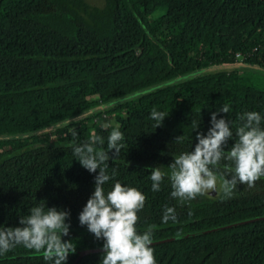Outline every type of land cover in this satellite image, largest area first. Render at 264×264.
Returning <instances> with one entry per match:
<instances>
[{"label":"trees","instance_id":"16d2710c","mask_svg":"<svg viewBox=\"0 0 264 264\" xmlns=\"http://www.w3.org/2000/svg\"><path fill=\"white\" fill-rule=\"evenodd\" d=\"M259 74L264 0H0V225L18 226L43 200L70 212L62 239H72L76 252L66 264L80 249L102 247L78 219L97 173L79 164L73 147L95 132L104 139L95 147L107 151L117 124L126 147L108 161L115 175L105 189L119 181L146 196L139 233L155 226L156 240L264 214V177L230 197L185 202L171 197L167 175L158 192L150 179L151 168L167 174L173 158L194 148L196 132L206 134L223 105L230 111L217 118L234 133L225 150L243 113H260L264 128ZM154 108L168 114L156 128ZM166 205L176 222H162ZM152 247L157 264H264V218ZM101 256L86 253L74 264H100ZM0 264L51 262L17 245Z\"/></svg>","mask_w":264,"mask_h":264},{"label":"clouds","instance_id":"9594fccd","mask_svg":"<svg viewBox=\"0 0 264 264\" xmlns=\"http://www.w3.org/2000/svg\"><path fill=\"white\" fill-rule=\"evenodd\" d=\"M229 111V106L223 105L219 111L211 113V127L207 133L196 132L194 148L173 158L168 165L169 173L158 166L150 169L153 192L161 190V182L167 175L171 182V197L181 202L217 191L224 197H230L238 185L253 187L264 177V128L261 127L260 113L248 111L238 117L240 123L235 128L236 139L225 150L234 133L230 122L217 116ZM167 115L154 108L150 114V118L156 121L154 127L162 126ZM72 135L75 137L76 132L73 131ZM183 139V135L175 138L177 142ZM124 140V133L117 124L107 138V151L95 147L104 144V139L95 132L87 142L73 147V155L79 164L89 173H97L94 191L79 213V224L86 226L96 239L104 241L100 264H157L152 247L155 226H150L142 234L137 230L138 213L144 208L146 196L135 187L122 185L119 181L110 190L105 189L115 175V172L109 175L108 161L114 160L126 147ZM109 151H112L111 157ZM222 160L226 163L220 172ZM41 201L30 208L27 215L20 216L18 226L0 225V254L22 245L41 253L43 259L51 264H66L69 255L76 252L72 239H62L69 236L70 224L66 221L70 212L55 206L47 207L45 201ZM170 220L176 222V210L166 205L162 222Z\"/></svg>","mask_w":264,"mask_h":264},{"label":"water","instance_id":"95a60500","mask_svg":"<svg viewBox=\"0 0 264 264\" xmlns=\"http://www.w3.org/2000/svg\"><path fill=\"white\" fill-rule=\"evenodd\" d=\"M264 218V214L261 215H257V216H253V217H249V218H245V219H240V220H235L229 223H224L221 225H216L213 226L212 228H207V229H199V230H194V231H190V232H185V233H178L175 235H171L168 237H164L161 239H156L153 240V243L156 241H168V240H172V239H176V238H180V237H186V236H190L193 234H197V233H202V232H206L209 230H216L218 228H224V227H228V226H233V225H237V224H241V223H246L249 221H253V220H258V219H263ZM97 251H102V247H93V248H85V249H80L77 251V256L73 259V261L70 264H74L77 260V258H79L80 256L86 254V253H90V252H97Z\"/></svg>","mask_w":264,"mask_h":264},{"label":"rangeland","instance_id":"374dc122","mask_svg":"<svg viewBox=\"0 0 264 264\" xmlns=\"http://www.w3.org/2000/svg\"><path fill=\"white\" fill-rule=\"evenodd\" d=\"M85 1H87V2L90 3V4H95V5H101L102 2H103V0H85ZM263 78H264V75L259 74V80L262 81ZM110 123H111V121L108 122L107 124H110ZM112 123H113V122H112ZM113 124H115V123H113ZM169 172H170V171H169ZM219 194H220V192L217 191V192H215V193H210V194H207V195H205V196H199V197H197L196 199L205 198V197H208V198H214V197L218 196Z\"/></svg>","mask_w":264,"mask_h":264}]
</instances>
